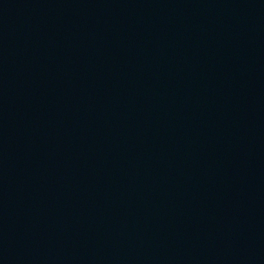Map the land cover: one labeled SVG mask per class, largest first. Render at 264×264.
I'll return each instance as SVG.
<instances>
[{"label":"water","instance_id":"95a60500","mask_svg":"<svg viewBox=\"0 0 264 264\" xmlns=\"http://www.w3.org/2000/svg\"><path fill=\"white\" fill-rule=\"evenodd\" d=\"M0 264H264V0H0Z\"/></svg>","mask_w":264,"mask_h":264}]
</instances>
